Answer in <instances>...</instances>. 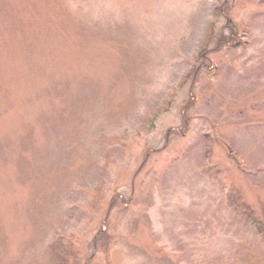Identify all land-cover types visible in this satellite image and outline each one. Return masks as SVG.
Listing matches in <instances>:
<instances>
[{"label":"rangeland","instance_id":"1","mask_svg":"<svg viewBox=\"0 0 264 264\" xmlns=\"http://www.w3.org/2000/svg\"><path fill=\"white\" fill-rule=\"evenodd\" d=\"M64 263L264 264V0H0V264Z\"/></svg>","mask_w":264,"mask_h":264},{"label":"trees","instance_id":"2","mask_svg":"<svg viewBox=\"0 0 264 264\" xmlns=\"http://www.w3.org/2000/svg\"><path fill=\"white\" fill-rule=\"evenodd\" d=\"M212 138V137H211ZM223 140V139H222ZM222 146H223V144H221ZM226 151H228V149H226ZM229 152V151H228ZM228 156L231 158V159H233V161L238 165V166H241L242 167V162H240V160H237V158H236V155L234 156V155H232V154H230V153H228ZM233 197L231 198V200H230V202L233 204L234 202V206H243V207H245V205H244V203H242V202H240V199H241V196H240V192L238 191V190H235L232 194H231ZM231 195H230V197H231ZM117 196H115V198H116ZM112 203L114 204V200L112 201ZM243 210V209H242ZM241 214L245 217V212L244 211H241ZM258 228L261 230L263 227L261 226V224H259L258 225ZM262 231V230H261ZM67 244V243H66ZM62 245V244H57L56 246L58 247V252L56 253L57 254V258L59 259V260H65V258H66V256L67 255H71V253H70V248H68L69 249V251L67 250V246H68V244L67 245ZM70 246V245H69ZM66 263V262H65ZM64 263V264H65Z\"/></svg>","mask_w":264,"mask_h":264}]
</instances>
